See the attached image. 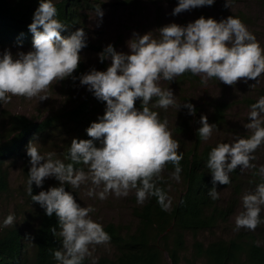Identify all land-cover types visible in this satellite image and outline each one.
<instances>
[{"label": "clouds", "instance_id": "1", "mask_svg": "<svg viewBox=\"0 0 264 264\" xmlns=\"http://www.w3.org/2000/svg\"><path fill=\"white\" fill-rule=\"evenodd\" d=\"M214 3L215 0H178L172 15ZM230 3L231 0H226L225 6L230 7ZM97 11L98 17H102L101 8ZM28 28L33 33L31 50L15 55L8 49L0 53V104L8 102L12 96L46 99L41 93L53 81L73 74L80 61V51L86 47L83 28L62 35L68 27L58 19L53 0H39ZM156 32L158 36L152 31L142 35L133 33L127 42L128 52L107 45L98 54L101 62L110 60L106 70L93 68L79 77L81 85H86L95 97L106 102L104 114L86 129L91 139L73 138L64 159L57 158L55 152L42 154L34 143L27 147L31 167L26 192L46 215L55 213L58 217L62 246L53 251L57 264H84L86 257L92 255L91 245L106 244L111 239L103 226L89 215L95 209L81 206L73 194L65 190V184L79 188L90 181L93 187L88 195L101 200L109 193L127 197L134 190L137 204L154 196L162 210H169L171 197L158 186V181L168 162L174 166L171 178L180 180L183 152L178 153L179 145L167 127L168 121L161 120L149 107L153 97L157 98L154 106L164 109L176 106L173 91L162 89L158 81H172L190 72L199 75L204 85L213 77L234 85L241 78L245 82L257 81L264 73V47L239 17L229 15L217 20L201 16L187 25L166 24ZM4 42L30 44L18 36ZM137 99L141 100L140 108L135 107ZM183 107L190 115L195 114L193 104L184 102ZM250 108L245 127L251 130V135L238 137L231 143H218L208 153L206 167L214 186L207 194L212 200L219 198L215 184L228 185L229 173L238 166L241 171L256 167L250 161L255 159V150L264 143V96ZM200 124L197 133L206 141L216 124L209 123L206 115H201ZM78 164L85 165L87 171L74 167ZM256 174L261 182L254 191L241 197L242 210L235 216L237 231L241 228L255 230L264 223L260 216L264 209V165ZM49 177H54L60 185L34 195L33 183L41 187ZM96 188L101 190L96 191ZM13 221L14 216L9 214L0 222V227L9 226ZM52 231L57 235L55 228Z\"/></svg>", "mask_w": 264, "mask_h": 264}, {"label": "rangeland", "instance_id": "2", "mask_svg": "<svg viewBox=\"0 0 264 264\" xmlns=\"http://www.w3.org/2000/svg\"><path fill=\"white\" fill-rule=\"evenodd\" d=\"M85 1L88 2L90 7H84L81 10L82 20L77 28L85 30L87 42L94 43L96 46L102 47L103 50L107 45L112 44L117 51L128 52L127 42L132 38L133 33L142 35L152 31L154 36H158L156 30L169 23L187 25L201 16L220 20L227 18L229 15L239 17L247 29L255 35L261 47H264V0H231L230 7L225 6L226 0H215V3L210 6L191 8L176 15H172V11L178 4V0ZM99 8L103 12L102 17H98L97 9ZM31 48L32 44L6 43L4 46H0V53L8 49L15 55L19 51L27 52ZM99 53L101 52L88 48L81 49L79 62H82L86 67L84 73L91 71L93 68L101 71L106 70L110 60H105L103 64L98 56ZM180 76L172 81L164 79L158 81L162 89L170 88L173 91L176 106H169L167 109L154 106L156 97H153L152 101L149 102V107L158 113V117L161 120L166 119L168 121L167 127L173 139L178 142L180 151H188L193 145L196 130L201 127V115H206L208 122L213 123L209 118L215 105L221 102L228 105L226 123L222 127L216 125L209 139L203 140L201 148L207 145L214 147L218 143H231L238 137L246 138L251 135V130L245 127L251 110L246 101L250 99L258 100L261 96H264V73L257 78V81L248 80L245 82L241 78L234 85L224 84L214 77L209 78L207 84L204 85L200 82L199 75H195L196 79L193 81L180 80ZM41 95H45L47 98L40 100L39 96L31 99L12 96L8 102L0 104V136L5 137L7 135L6 130L9 128V123L7 119H4L7 113L8 116L11 114L23 115L29 120L43 121L53 117L52 115L59 116L62 112L73 109L84 101L92 100L99 102L97 108H93V103L90 105V108L96 111L91 115L96 121L106 107L105 101L103 102L95 97L86 85H81L79 79L73 77V74L60 81H53ZM184 102L194 105V115H190L188 109L183 107ZM183 122H187V127L191 130L183 134H175L173 132L174 126ZM63 123L66 122L62 121ZM68 128L70 129V126ZM71 134L74 136L73 132ZM66 139V134L57 130L45 140L41 142L34 141L33 143L36 144L42 154L55 152L57 158H60V150ZM253 155L255 159L250 163L256 165L255 168L250 167L241 171L238 166L234 170L235 175H232L233 172L229 173L231 182L228 185L219 184L216 186V190L219 191V198L216 199L218 206L222 210L229 209L231 211L230 217L226 222L220 223L217 228L200 232L197 241L207 245L212 241L231 240L238 235H249L253 237L258 246L264 248V223H260L255 230L245 228L235 230V216L242 210V195L254 191L256 185L261 182L260 176L256 173L258 168L264 165V143L255 150ZM24 162V159L20 157L7 165L9 168L8 191L0 192V222L7 215L12 214L14 221L9 226L22 225V220H27L28 215L33 216V212L39 210L40 207L38 202L32 203L27 199L25 182L31 164L25 165ZM85 171H87V168H85ZM160 176L167 184V192L172 201L169 208L171 209L186 189V185L183 184L181 178L179 181L172 179L171 173L166 172L164 169ZM56 182L59 181L54 177L46 178L43 185L38 187L37 194L41 190H48ZM92 187L89 181L81 184L79 188H72L68 185L67 190L73 194L81 206H92L95 209L89 215L102 226L113 223L121 225L123 228L128 226L137 227L138 220L135 219L133 212L134 208L141 204H137L134 190L130 191L127 197H116L114 194L109 193L106 199L101 200L95 195H88V191ZM99 190L101 189L96 188V191ZM17 211L22 214L16 217ZM260 216L264 218V209H262ZM185 242V249L180 254L182 257L180 264L193 263L194 236L186 234ZM114 247L109 242L91 245L92 255L86 257L88 264H97L102 257H112L115 254ZM204 262L205 260H199L195 264H204ZM161 264H170L168 254H164Z\"/></svg>", "mask_w": 264, "mask_h": 264}, {"label": "trees", "instance_id": "3", "mask_svg": "<svg viewBox=\"0 0 264 264\" xmlns=\"http://www.w3.org/2000/svg\"><path fill=\"white\" fill-rule=\"evenodd\" d=\"M53 3L57 9L58 19L68 27L62 35L75 31L81 24V10L84 7H90L85 0H53ZM38 5L39 0H0V46L6 43L4 42L6 39L13 36L28 40L32 44L33 33L28 25L32 22ZM84 48L97 52L103 51L102 47L91 42H87ZM85 70V65L79 62L73 77L79 79ZM195 79L196 76L190 72L180 76V80L183 81ZM256 101L250 99L246 102L251 106ZM92 103L93 108L99 105L98 101L87 100L73 109L62 112L59 116L52 115L53 117L39 123L23 115L8 116L7 113V116H4L9 123L7 135L0 136V192L8 191L9 168L7 165H10L11 161L21 157L25 165L30 163L31 158L27 155V147L30 143L41 142L57 130L64 132L67 139L60 150V159H64L73 138L91 139L86 129L95 121L91 116L96 112L90 108ZM104 104L106 105L105 102ZM135 105L140 108L141 100L137 99ZM227 109L228 105L225 103L216 104L209 120L222 127L227 120ZM103 114L104 112L100 116ZM62 121L66 123L62 124ZM187 125V122L178 123L174 126L173 132L175 134L189 132L191 128ZM195 136L190 150L184 152L178 149V153L183 152V158L180 161L182 168L180 177L186 189L177 203L171 209L164 211L157 203L156 197H149L143 204L134 208L133 215L138 220L137 227L123 228L113 223L104 225V230L111 237L109 243L115 246V254L112 257H102L97 264H161L165 253L169 255L170 264H180L182 262L180 254L185 249L186 234H192L195 238L193 263L189 262V264H195L199 260H205L204 264H264V248L258 246L249 235H238L231 240L212 241L207 245L197 241L200 232L210 231L217 228L220 223L226 222L231 211L222 210L217 200H212L207 194L214 186L211 172L206 167L208 153L213 146L207 145L201 148L203 140L200 139L197 130ZM68 162L70 161H65V163ZM74 167L84 168V170L86 168L83 164L74 165ZM163 169L172 173L174 166L168 162ZM232 175H235L234 171ZM219 184L217 182L215 187ZM59 185L60 182H56L54 186ZM158 186L167 192V184L163 179L158 181ZM64 187L68 191V184ZM32 189L33 194H37L38 187L35 183ZM26 196L34 203L28 194ZM20 214L22 213L17 211L16 217ZM22 222V225L0 227V264H57L53 251L62 245L58 235V217L55 213L48 216L40 206L39 210L33 212V216L28 215L27 220ZM53 228L56 229L57 235L53 233ZM84 264H88L86 259Z\"/></svg>", "mask_w": 264, "mask_h": 264}]
</instances>
